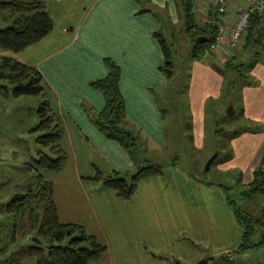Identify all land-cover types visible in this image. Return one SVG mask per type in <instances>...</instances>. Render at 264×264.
<instances>
[{"label":"crops","instance_id":"1","mask_svg":"<svg viewBox=\"0 0 264 264\" xmlns=\"http://www.w3.org/2000/svg\"><path fill=\"white\" fill-rule=\"evenodd\" d=\"M43 2L53 28L28 48L41 45L44 52L31 65L43 76L46 94L53 102L50 108L62 125L59 144L66 154L62 166L46 169L44 177L52 182L59 219L82 225L107 246L101 257L89 264H192L206 257L203 249L215 251L230 244L235 232L233 223H228L226 231V214L232 217L224 194L189 183L175 167L139 180L129 199L89 178L96 170L109 174L135 169L128 152L92 121V113L106 104L104 92L94 82L107 75V58L120 69L117 85L123 98L124 126L138 135L147 149L159 151L163 147L165 121L156 96L166 92L173 75L167 77L162 70L164 54L156 32L164 36L176 22V0ZM196 9L201 15L199 25L215 15L216 26L215 12ZM233 10L231 5L226 15L228 27L234 19ZM243 45L231 50L223 42L214 52L206 53L203 48L197 56L189 47L185 54L192 56L186 64L190 121L185 124L195 144H201L203 137L206 101L220 95L223 66L236 52L241 55ZM246 76L239 100L243 117L264 125V57ZM230 143L231 158L218 168H237L242 183H248L264 156V132L244 134ZM241 256L238 264H258L250 255Z\"/></svg>","mask_w":264,"mask_h":264},{"label":"trees","instance_id":"2","mask_svg":"<svg viewBox=\"0 0 264 264\" xmlns=\"http://www.w3.org/2000/svg\"><path fill=\"white\" fill-rule=\"evenodd\" d=\"M176 5L179 7L182 28L189 35V47L192 50V55L197 56L199 51L214 38L215 15L208 23L199 25L191 0H176ZM4 10L10 11L16 16L9 26L0 28V49L2 50L19 52L39 42L53 28V20L46 10L43 0H0V11ZM262 17L256 12L249 16V25L242 47V50L250 52L247 60L236 61L235 58L239 56L236 52L226 60L222 74L235 70L245 80L246 72L255 66L258 59L264 57ZM156 36L159 38L164 54L162 70L167 77H171L173 75L171 48L161 32H156ZM106 63L109 67L107 75L94 82V86L104 92L106 104L101 110L92 113V121L107 138L115 140L128 152L134 161L135 169L122 172L113 170L109 174H103L96 170L94 175L89 178L100 181L104 186L111 188L118 197L129 199L139 180L163 173V166L147 158L143 159L142 164L139 162L137 138L123 124L124 104L117 85L120 69L108 58ZM8 90L14 96L46 95L43 76L35 66L21 62L9 55H0V92ZM38 112L40 121L37 127L45 130V133L37 136L36 140L44 146L49 145L53 154H43L34 160V165L28 164L29 169L33 168L36 171L32 186L16 192L9 201L0 204V210L4 212L0 217V226L2 223H13V239L29 235L31 243L12 251L6 259L0 261V264H26L25 260L29 257H35L36 264H89L98 260L107 250V246L93 234L88 233L82 225L74 222H62L59 219L52 196V182L44 178L38 170H57L64 163L66 154L59 144L63 129L46 98H43ZM242 116L243 112L240 108L234 116L224 115L223 118L225 120L234 117L240 119ZM263 130L261 128L253 129L250 132L262 133ZM214 132L220 131L217 129ZM219 154L220 152L217 151V157ZM229 158H231V154L220 159V163ZM237 181L243 186L238 192L241 198L251 199L264 195V156L254 169L252 179L248 183H242L241 172L238 174ZM211 184L213 183L209 182V185ZM220 186L225 191L223 192L225 203L231 209L239 226L238 242L232 249V255H250L252 250L257 251L264 247V205L259 213L254 215L249 210H244L232 199L227 190L229 187ZM232 255L216 260L219 264H238Z\"/></svg>","mask_w":264,"mask_h":264},{"label":"rangeland","instance_id":"3","mask_svg":"<svg viewBox=\"0 0 264 264\" xmlns=\"http://www.w3.org/2000/svg\"><path fill=\"white\" fill-rule=\"evenodd\" d=\"M70 1L73 4L77 0ZM78 9L76 8V11ZM194 10L197 14V23L201 24V15L196 8ZM15 16L16 14H12L10 11H0V28L9 26ZM174 16L176 22L172 24L167 34L165 31L163 33L168 46L171 48L174 73L167 85L166 92L156 96L158 108L165 121L163 123L164 144L161 150L151 151L147 149L141 138L135 135L139 147V162L142 164L143 159L147 158L152 162L161 164L163 168L175 167L173 169L185 177L189 183L203 187H213L222 193L225 191L220 185L227 186L232 199L244 210H249L255 215L259 213L264 205V195L255 196L251 199L241 198L238 192L243 186L237 181L239 169L220 170L218 168L220 159L228 157L233 151L230 143L232 139L244 134H251L250 131L253 129H264L263 124L257 125L255 120L247 117L242 116L240 119L234 117L228 120L223 118L229 105H232L236 111L241 108V101L239 100L246 79L244 80L239 76L235 70L222 74V76L224 75V82L221 86L220 95L217 98L210 97L206 101V124L200 141L201 144L196 142L197 146L193 142L192 131L185 124L186 121H190L187 91L189 74L186 64L192 60V56L185 57V54L189 51V35L182 28V19L178 8ZM240 51L242 53L236 61H246L248 51ZM43 54L41 45L36 49L27 47L19 52L0 49V55L18 57L22 62L25 61L29 65L33 64L35 59L43 56ZM245 78L248 79L247 76ZM2 82L5 83V81ZM43 98H46L49 105L53 106L48 94L45 96H14L10 90L0 92V204L9 201L16 192L26 190L32 186L36 171L33 168L29 169L28 164L34 165V160L43 154H53L49 145L44 146L36 140L37 136L45 133V130L37 127L40 121L38 108L41 106ZM52 112L54 111L52 110ZM234 114L231 116H234ZM217 129L220 132H214ZM217 151L220 154L213 160L214 162L211 163L209 170L205 171L204 167L207 159ZM45 170L39 169L38 172L44 176ZM209 182L213 184L209 185ZM3 214L4 212L0 210V217ZM231 217L230 214H226L225 223H227L226 231L229 230L228 223H233L232 231L235 232V235H233L232 242L215 251L213 249H203L204 256L209 257L212 252L214 254L216 251H232L236 246L239 226L232 211ZM13 230L14 227L11 222L2 223L0 226V261L6 259L18 247L31 243L29 235L14 240L12 237ZM201 246L204 247V245ZM249 254V257H252L256 263L264 264V247L257 251L252 250ZM232 256L235 261L241 263L239 260L243 256L235 254ZM25 263L36 264L35 257L27 258ZM182 263L188 264L189 262L182 261ZM212 263H218V260L208 261L207 264Z\"/></svg>","mask_w":264,"mask_h":264},{"label":"built area","instance_id":"4","mask_svg":"<svg viewBox=\"0 0 264 264\" xmlns=\"http://www.w3.org/2000/svg\"><path fill=\"white\" fill-rule=\"evenodd\" d=\"M191 2L194 8L217 14L214 38L203 49L206 53L214 52L223 42L231 50L239 48L245 39L250 14L256 12L264 15V0H191ZM231 5L234 6V19L228 27L226 15Z\"/></svg>","mask_w":264,"mask_h":264},{"label":"water","instance_id":"5","mask_svg":"<svg viewBox=\"0 0 264 264\" xmlns=\"http://www.w3.org/2000/svg\"><path fill=\"white\" fill-rule=\"evenodd\" d=\"M234 112H235V110H234L233 106H232V105H229V106L227 107V109H226V116H231V115L234 114ZM216 157H217V153H214L211 157H209V158L207 159V161H206V163H205V167H204V170H205V171H208V170H209L211 163L213 162V160H214ZM231 254H232V251H230V250H228V251H226V252H224V251H220V252L217 251V252H215L214 254L211 253V254L209 255V257L201 258V259H199L198 261H196V262H194V263H192V264H207V263H208V260H209L210 258L218 259V258H221V257H224V256H230ZM176 264H179V262L176 261Z\"/></svg>","mask_w":264,"mask_h":264}]
</instances>
